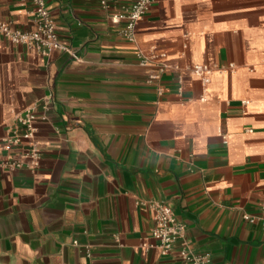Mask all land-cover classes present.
<instances>
[{
    "label": "crops",
    "instance_id": "obj_1",
    "mask_svg": "<svg viewBox=\"0 0 264 264\" xmlns=\"http://www.w3.org/2000/svg\"><path fill=\"white\" fill-rule=\"evenodd\" d=\"M133 1L46 0L79 60L0 38V140L36 108L42 155L9 170L0 149V264H186L150 247L148 200L211 264H264L243 218L264 211V0H157L129 42L111 17ZM32 9L0 20L33 30ZM140 54L164 56L158 82Z\"/></svg>",
    "mask_w": 264,
    "mask_h": 264
},
{
    "label": "built area",
    "instance_id": "obj_2",
    "mask_svg": "<svg viewBox=\"0 0 264 264\" xmlns=\"http://www.w3.org/2000/svg\"><path fill=\"white\" fill-rule=\"evenodd\" d=\"M31 3L32 21L35 28L30 31L17 29L10 21L0 20V38L9 41L14 45H22L31 50H36L43 56H49L56 51L69 53L75 60L79 56L59 35L58 24L52 14L51 8L46 0H23ZM112 0H98L104 9L111 8ZM157 0H135L128 6L112 15V22L115 24L124 22L121 35L129 42L136 40L138 23L147 15L150 8ZM164 57L158 54H140L143 66L153 65L156 71L151 74L150 81L158 82L168 69V65L160 59ZM196 72H205L202 68H196ZM162 93V89H160ZM38 113L36 108H30L16 118V126L10 133L0 140V149L8 151L3 165L9 170L22 168L36 169L40 166L41 150L35 141L36 121ZM19 152H14L16 149ZM153 213L154 227L151 236L155 241L150 247L155 248L162 256H169L176 251L186 264H211L209 253H196L186 237V226L179 222L173 210L163 201L148 200L143 202ZM244 220L250 223H260L264 230V211L259 216L244 215ZM79 245L78 242H74Z\"/></svg>",
    "mask_w": 264,
    "mask_h": 264
}]
</instances>
